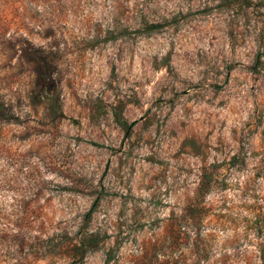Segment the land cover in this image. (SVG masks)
I'll return each instance as SVG.
<instances>
[{"label":"rangeland","instance_id":"rangeland-1","mask_svg":"<svg viewBox=\"0 0 264 264\" xmlns=\"http://www.w3.org/2000/svg\"><path fill=\"white\" fill-rule=\"evenodd\" d=\"M0 264H264V0H0Z\"/></svg>","mask_w":264,"mask_h":264}]
</instances>
